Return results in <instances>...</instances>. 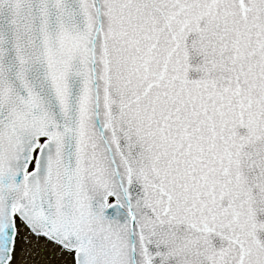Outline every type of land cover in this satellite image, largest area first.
Listing matches in <instances>:
<instances>
[{
  "label": "snow or ice",
  "instance_id": "obj_1",
  "mask_svg": "<svg viewBox=\"0 0 264 264\" xmlns=\"http://www.w3.org/2000/svg\"><path fill=\"white\" fill-rule=\"evenodd\" d=\"M0 264H264V0H0Z\"/></svg>",
  "mask_w": 264,
  "mask_h": 264
}]
</instances>
